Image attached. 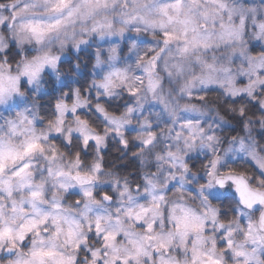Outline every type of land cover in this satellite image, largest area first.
Wrapping results in <instances>:
<instances>
[{
    "label": "clouds",
    "instance_id": "clouds-1",
    "mask_svg": "<svg viewBox=\"0 0 264 264\" xmlns=\"http://www.w3.org/2000/svg\"><path fill=\"white\" fill-rule=\"evenodd\" d=\"M0 264H264V0H0Z\"/></svg>",
    "mask_w": 264,
    "mask_h": 264
}]
</instances>
